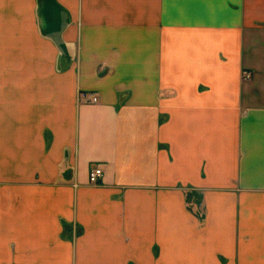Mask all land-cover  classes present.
I'll return each mask as SVG.
<instances>
[{"label": "crops", "instance_id": "obj_1", "mask_svg": "<svg viewBox=\"0 0 264 264\" xmlns=\"http://www.w3.org/2000/svg\"><path fill=\"white\" fill-rule=\"evenodd\" d=\"M50 2L0 0V264H264V0Z\"/></svg>", "mask_w": 264, "mask_h": 264}, {"label": "rangeland", "instance_id": "obj_2", "mask_svg": "<svg viewBox=\"0 0 264 264\" xmlns=\"http://www.w3.org/2000/svg\"><path fill=\"white\" fill-rule=\"evenodd\" d=\"M44 8L45 10L43 14L40 10L36 12V18L40 21L43 20L45 24L43 27L44 33L55 36L60 30V26H57L55 22L59 16L54 13L50 0H44Z\"/></svg>", "mask_w": 264, "mask_h": 264}, {"label": "built area", "instance_id": "obj_3", "mask_svg": "<svg viewBox=\"0 0 264 264\" xmlns=\"http://www.w3.org/2000/svg\"><path fill=\"white\" fill-rule=\"evenodd\" d=\"M93 101L96 102L97 99L93 98ZM102 177V170L100 168H94L89 175L90 183L92 184H98Z\"/></svg>", "mask_w": 264, "mask_h": 264}]
</instances>
